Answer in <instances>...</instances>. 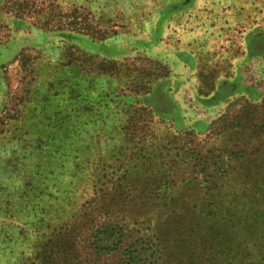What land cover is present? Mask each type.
I'll list each match as a JSON object with an SVG mask.
<instances>
[{
	"label": "rangeland",
	"instance_id": "rangeland-1",
	"mask_svg": "<svg viewBox=\"0 0 264 264\" xmlns=\"http://www.w3.org/2000/svg\"><path fill=\"white\" fill-rule=\"evenodd\" d=\"M12 1L0 0V264H24L29 253L21 228L32 218L22 215V193L45 135L60 133L55 106L63 88L56 97L49 88L60 79L68 94L79 85L80 98H66L81 109L80 122L89 119L92 99L105 98L95 126H83L77 143L114 134L131 105L148 108L159 133L193 135L177 146L189 140L197 151L215 150L235 203L264 196V0H33L54 4L47 27L46 8L28 15ZM76 18L84 35L59 31ZM176 173L182 208L157 213L142 207L151 196L136 194L121 216L130 227L142 219L157 227L167 264H191L205 223L193 208L202 196L196 183L184 187L191 174Z\"/></svg>",
	"mask_w": 264,
	"mask_h": 264
},
{
	"label": "trees",
	"instance_id": "trees-1",
	"mask_svg": "<svg viewBox=\"0 0 264 264\" xmlns=\"http://www.w3.org/2000/svg\"><path fill=\"white\" fill-rule=\"evenodd\" d=\"M17 1L10 3L13 10L22 8L30 15L38 6L43 7L47 9L44 26L51 22L53 3L19 0L18 5ZM74 21L75 25L63 23L59 31L71 27L84 35L86 27H80L83 21ZM71 55L65 54V58ZM60 81L49 86L52 97L63 88L57 111L53 110L61 120L57 128L60 133L57 137L45 135L41 162L35 172L27 170V188L22 193V215L32 218L21 228L29 250L21 259L24 264H167L169 248L157 227L144 219L130 227L121 215L129 210L136 194L151 196L142 207L157 213L182 208L175 200L181 188L177 169L192 175L184 187L188 190L196 183L202 200L193 208L207 223L199 229L191 264H264V196L235 203L229 187L222 186L228 169L223 162L219 167L215 150L197 151L189 140L177 146L180 137L193 135L159 133L152 111L134 105L114 134H100L103 140L77 143L83 126H95L98 105L105 98L92 99L82 110L89 119L80 122L81 109H72L68 103L71 93L75 99L80 98L79 85L75 84L68 94L65 90L69 85L66 88L62 86L66 81ZM113 140L116 145L106 144Z\"/></svg>",
	"mask_w": 264,
	"mask_h": 264
}]
</instances>
